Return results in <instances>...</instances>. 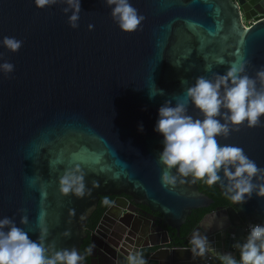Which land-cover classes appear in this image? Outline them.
Returning <instances> with one entry per match:
<instances>
[{
  "label": "water",
  "instance_id": "95a60500",
  "mask_svg": "<svg viewBox=\"0 0 264 264\" xmlns=\"http://www.w3.org/2000/svg\"><path fill=\"white\" fill-rule=\"evenodd\" d=\"M132 3L145 18L125 33L104 0H81L75 29L61 0L45 8L34 0H0V39L23 41L16 52L0 45V63L14 64L11 73H0V217L19 222L26 215L28 223L21 226L30 236L35 239L46 226L48 241L58 248L81 252L89 239L91 251L82 264H126L135 250L148 264H203L209 256L223 263L216 253L236 255L248 224L264 223V197L253 193L242 204L217 206L180 237L192 210L214 201L191 177L172 189L162 186V136L154 127L160 105L181 96L195 77L222 74L241 57L249 75L264 65V0ZM156 88L164 94L150 98ZM189 111L199 116L191 105ZM220 140L240 145L264 168V124L241 125ZM73 165L90 190L79 198L62 195L58 186L64 168ZM213 186L224 193L219 182ZM102 196L115 197L98 225L107 221V228L88 235L87 221ZM129 203L157 214V229L150 231L149 221L144 226V214L127 208ZM212 213L215 220L206 226ZM197 228L214 252H191L189 239Z\"/></svg>",
  "mask_w": 264,
  "mask_h": 264
},
{
  "label": "clouds",
  "instance_id": "9594fccd",
  "mask_svg": "<svg viewBox=\"0 0 264 264\" xmlns=\"http://www.w3.org/2000/svg\"><path fill=\"white\" fill-rule=\"evenodd\" d=\"M61 2L65 4L63 12L71 13L67 18L68 24L73 29L77 28L81 0ZM104 2L122 32L136 31L145 18L132 0ZM56 3L57 0H34L37 8ZM93 27V24L88 25L89 30ZM22 43L15 36L0 39V45L11 52L19 50ZM218 62L224 63L223 58H218ZM246 63L241 57L239 61H232L222 74L199 75L188 83L181 96H174L160 105L154 130L162 136V149L158 153L162 186L172 189L191 177L193 181L203 179L208 185L219 182L224 194L234 204L246 202L253 193L264 197V168L240 145L220 142L221 136L227 137L241 125L255 128L264 124V65L252 76L245 70ZM13 70V63L7 60L0 63V73L9 74ZM205 70L211 72V66H206ZM157 94L163 95V89L151 91L150 98ZM190 105L199 116L191 114ZM139 129L143 130L142 124ZM256 180L262 182L256 183ZM58 186L62 195L71 194L78 198L90 191L86 188L85 176L79 165L65 167L59 176ZM215 217L216 213H212L204 221L205 225L211 226ZM27 223L26 215L21 216L19 222L11 216L0 217V264H82L84 255L77 248L56 247L47 239L46 226L41 227L33 239L21 226ZM64 234L69 235L70 230L66 229ZM189 244L196 256L215 251L208 236L199 228L192 231ZM238 249L239 258L231 252L216 255L223 264H264V223H250ZM126 264L148 262L141 251L135 250L128 253Z\"/></svg>",
  "mask_w": 264,
  "mask_h": 264
},
{
  "label": "trees",
  "instance_id": "16d2710c",
  "mask_svg": "<svg viewBox=\"0 0 264 264\" xmlns=\"http://www.w3.org/2000/svg\"><path fill=\"white\" fill-rule=\"evenodd\" d=\"M198 189L208 195L211 199H213L214 203L206 209H196L192 210L191 214L186 219L184 225H182L180 230V237H184L187 235L201 220V218L210 210L217 206H228L230 204V199L222 192H220L215 186L208 185L203 179L196 180ZM108 203H105V201ZM112 202V198L102 196L99 199L97 209L93 212L91 217L88 219L86 227L93 228L96 223L99 221L103 212L110 206ZM175 236V235H174ZM176 243L180 244V241L176 240ZM89 246V239L84 240L83 245L81 246V253L86 257V252Z\"/></svg>",
  "mask_w": 264,
  "mask_h": 264
},
{
  "label": "flooded vegetation",
  "instance_id": "af4514ba",
  "mask_svg": "<svg viewBox=\"0 0 264 264\" xmlns=\"http://www.w3.org/2000/svg\"><path fill=\"white\" fill-rule=\"evenodd\" d=\"M106 197H109V198H112V201L114 200V196H106ZM120 197L121 198H126L129 202H132L131 201V198H129V197H126V196H124V195H120ZM112 203V202H111ZM111 205V204H110ZM109 208V207H108ZM107 208V209H108ZM127 208H133V210L134 211H137V212H142L144 215H143V217L144 218H141V223L142 224H144V226H146V223H145V221H149V230L150 231H155L156 229H157V226L154 224V222H157L158 220H159V216L157 215V214H152V215H148V213H144V211H147V209L145 208V207H142V206H138V208L137 209H135L134 207H131V205H130V203L129 204H127ZM106 209V210H107ZM106 210L103 212V214H102V216L104 215V213L106 212ZM114 213H116V212H114ZM102 216L100 217V219H99V221L96 223V225H95V227H93V228H90L89 226L88 227H86V229H87V232H88V235L91 233V232H95L96 233V231H99L100 233H104V230H102V229H106L107 228V224H108V222L107 221H104V223L103 222H101V225H102V228H99L98 227V225H99V222L101 221V219H102ZM98 227V228H97ZM182 227V226H181ZM180 230H181V228H180ZM180 230H179V234H180ZM167 231H168V233L169 234H173L174 233V230H172V229H170V228H168L167 229ZM97 234V233H96Z\"/></svg>",
  "mask_w": 264,
  "mask_h": 264
},
{
  "label": "built area",
  "instance_id": "2783aa9c",
  "mask_svg": "<svg viewBox=\"0 0 264 264\" xmlns=\"http://www.w3.org/2000/svg\"><path fill=\"white\" fill-rule=\"evenodd\" d=\"M248 227H249V224H248V226H247V228H246L245 235H244V239H245V237H246ZM235 256H236L237 258H239V249H237V251H236V255H235ZM213 263H215V262L213 261L212 257H210V256H209L208 258H206V259L204 260V262H203V264H213Z\"/></svg>",
  "mask_w": 264,
  "mask_h": 264
},
{
  "label": "crops",
  "instance_id": "0c3cea01",
  "mask_svg": "<svg viewBox=\"0 0 264 264\" xmlns=\"http://www.w3.org/2000/svg\"><path fill=\"white\" fill-rule=\"evenodd\" d=\"M213 264H223V263H213Z\"/></svg>",
  "mask_w": 264,
  "mask_h": 264
}]
</instances>
